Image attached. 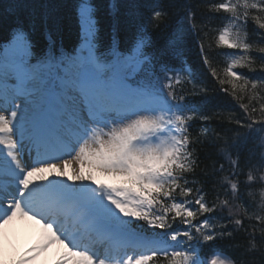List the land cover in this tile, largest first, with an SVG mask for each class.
<instances>
[{"label": "snow or ice", "instance_id": "obj_1", "mask_svg": "<svg viewBox=\"0 0 264 264\" xmlns=\"http://www.w3.org/2000/svg\"><path fill=\"white\" fill-rule=\"evenodd\" d=\"M96 10L93 0H78L79 40L70 52L57 47L49 29L37 55L23 24L0 44V226L20 217L47 229L15 264H31L54 243L67 249L56 264H209L197 249L244 228L235 201L247 204L254 184L239 179L244 175L238 171L240 153L233 152L229 138L215 144L229 167L223 182L213 183L225 191L210 202L205 188L196 187L199 158L193 149L201 141L190 139L196 120L187 113L210 117L190 107L186 96L205 95L208 81L189 73L192 78L178 89L177 68L158 66L147 25L159 28L164 21L166 26L160 0H146V19L127 48L110 41L104 52ZM208 12L223 27L219 44L242 54L226 65L223 78L213 59L234 53L200 44L202 63L218 79L217 90L228 93L230 87L237 101H249L231 117L238 125L234 130L257 126L258 147L264 149V46L252 51L253 43L264 45V0H208ZM185 40L182 30L170 35L168 54L183 56ZM257 60L259 77L237 73V65L250 67ZM259 160L257 171L264 172V153ZM69 167L71 175L65 171ZM224 171L220 163L213 175ZM247 181L264 188V175L249 174ZM249 219L253 231L259 222L264 240V215ZM225 257L210 264H239Z\"/></svg>", "mask_w": 264, "mask_h": 264}, {"label": "trees", "instance_id": "obj_2", "mask_svg": "<svg viewBox=\"0 0 264 264\" xmlns=\"http://www.w3.org/2000/svg\"><path fill=\"white\" fill-rule=\"evenodd\" d=\"M145 2L146 0H94L100 27L98 39L103 52L110 41H116L118 44L120 43V46L132 41L133 36L136 35L147 16ZM77 3L78 0H0V41L6 39L17 24H23L32 33L36 53L40 51V48H45L49 29L51 30V38L55 40L56 45L60 42L64 44L65 49H62L63 51H71L79 40L78 21L75 13ZM160 4L165 9L166 26L164 21H159L160 27L157 30L154 29V32L152 31L153 53L158 66L163 62L160 63V58L157 56L156 45L162 40H167L166 38L171 33L169 32L170 26L178 19L187 17L193 27L191 25L185 26L184 22L179 25V30H182L186 36L185 52L192 53V55L188 54V66L182 70V75L184 81L192 78L189 73L197 79L208 81L205 95L187 94L186 96V102L190 107L196 108L197 113L202 111L210 117L209 120L205 121L198 118L196 114L189 112V115H192L196 120L193 125L194 131L190 130V139L195 141L199 137L201 141L195 144L193 149L199 158L196 168L197 175L195 176L198 181L196 187L205 188V192L208 194L207 199L210 202L215 199L216 192L225 191L218 184L213 183L216 180L223 182V177L228 175L227 169L229 167L227 161L220 160L219 149L215 144L228 142L229 138L236 145L233 152L238 151L240 153L241 169L238 171L242 170L244 175L240 176L239 179L254 184V188L249 189L245 196V200L248 201L247 204L243 201H235L236 208L234 211H239L243 217L244 228L232 232L231 238L217 240L214 245L206 247L205 250L207 252L210 250L213 254L225 255L227 253L229 258H235L239 264H264V240L260 239L259 222H255L256 228L253 231V221L249 219V216L254 213L264 215V212L260 211L261 207H264V188L255 184L254 181H247L249 174L253 176L264 175V172L257 171L260 166L259 157L264 153V150L258 147L259 137L262 134L255 125L252 129L245 127L239 131L234 130L238 125L231 120V117L239 115L242 111L239 105L249 101L247 99L237 101L231 95L230 87L228 93L217 90L219 87L218 79L211 77V71L210 69L206 71L207 66L203 65L199 51L189 45L192 41L190 34L199 33V37H203L202 40L200 39L201 44L205 49L212 52H231L233 50L219 44L218 36L223 27L220 20L209 15L208 0H160ZM261 46L264 45L253 43V53L258 52V48ZM228 63H230L229 56L221 55L213 59V66L217 68L220 78H223L224 69ZM260 65L261 62L257 60L250 67L237 65L236 69L239 74H247L248 78L251 79L253 76H260ZM183 82L176 84H180L178 89L183 86ZM259 106L260 102L257 101V108ZM256 119H261L258 113ZM238 136L242 138L236 140ZM235 158L233 155L232 159ZM220 163H223L225 171L221 172L219 176H215L213 173L219 170ZM189 179L191 180L193 177L190 176ZM223 199L224 197L220 196V201ZM253 203H255V207H253ZM224 215L227 216L228 212L225 211ZM220 224L231 227L227 220L220 221ZM253 236L256 239H253ZM153 264H163V262L154 260Z\"/></svg>", "mask_w": 264, "mask_h": 264}, {"label": "rangeland", "instance_id": "obj_3", "mask_svg": "<svg viewBox=\"0 0 264 264\" xmlns=\"http://www.w3.org/2000/svg\"><path fill=\"white\" fill-rule=\"evenodd\" d=\"M65 171H67L68 174L71 175L72 169L69 167V169ZM14 231L19 235V237L25 238L27 240L26 242H30V244H32V241L35 239L37 243L41 238L42 231L46 232L47 229H43L38 221L32 219L27 220L20 217L15 218L9 225H6L4 227L0 226V241L1 243H5V245H7V248L9 249L13 248L12 241L14 234H12V232ZM1 243H0V249L3 248ZM36 243H33L32 245ZM31 246H29L28 248H30ZM51 251L54 252V257H55L53 264H56V262L64 256L67 249L59 243L51 244L46 250L41 252L36 257L35 261H32V264H51L49 263V259H48V254ZM2 255L3 252H0V256Z\"/></svg>", "mask_w": 264, "mask_h": 264}]
</instances>
